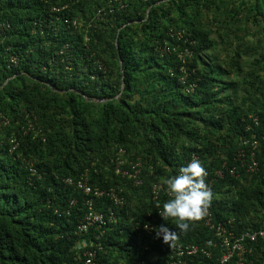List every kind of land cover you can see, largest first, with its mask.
Instances as JSON below:
<instances>
[{
  "label": "trees",
  "instance_id": "16d2710c",
  "mask_svg": "<svg viewBox=\"0 0 264 264\" xmlns=\"http://www.w3.org/2000/svg\"><path fill=\"white\" fill-rule=\"evenodd\" d=\"M63 4L66 9L51 13ZM209 19L222 26L249 19L259 24L264 0H0V21L10 24L0 35V120L6 122L0 124V264H83L75 230L85 207L63 180L84 171L91 186L121 187L125 198L117 223L97 241L103 249L94 264H149L151 252L165 264L173 243L212 240L200 220L182 233L172 218L158 221L152 235L137 237L133 229L132 222L147 223L146 214L169 199L160 190L153 200L152 186L193 156L207 172L214 221L234 218L235 233L264 230V143L256 152L257 173L237 167L238 177L215 176L264 133V99L231 101L238 81L229 76L239 73L240 54L228 69L210 62L218 42ZM169 31L183 37L169 38ZM165 43L174 51L159 52ZM184 50L191 55L182 64ZM258 90L264 98L263 83ZM28 121L40 128L43 141L23 133ZM10 137L19 143L13 152ZM119 148L125 168L140 163V186L114 175ZM23 159L37 176H30ZM72 198L77 205L68 208ZM162 224L177 232L170 246L156 235ZM94 234L86 236L92 243ZM247 247L242 263L264 264V241ZM218 255L216 248L210 259L194 257L188 264H214Z\"/></svg>",
  "mask_w": 264,
  "mask_h": 264
},
{
  "label": "built area",
  "instance_id": "2783aa9c",
  "mask_svg": "<svg viewBox=\"0 0 264 264\" xmlns=\"http://www.w3.org/2000/svg\"><path fill=\"white\" fill-rule=\"evenodd\" d=\"M111 1H107V7L111 8ZM67 4L61 6L52 7L51 13H59L60 11L67 8ZM101 16V11L98 10L96 17ZM10 29V24L5 21H0V35L4 34ZM169 38H175L180 40L183 37L182 32L169 31ZM159 52L169 54L174 51V48L168 46L166 43L163 48H157ZM62 52H59L61 54ZM191 52L184 50L179 53L178 57L182 64L184 63V57H190ZM11 64L16 63V58L11 57ZM180 70L183 73L186 71L182 67ZM185 76L180 78V82L184 83ZM187 91L191 92L190 87ZM27 117V116H26ZM252 121L256 123V118H252ZM0 124L5 125L6 122L0 120ZM28 131L33 132L34 138H39L44 140L41 136L42 132L38 126L32 124L30 121L27 122L26 128L23 129V133ZM40 135V136H39ZM260 142L264 143V133L260 135L259 140H253L248 143V148L245 150H238L233 157L235 165L231 168H225V171H216V178H222L224 172L230 177H238L239 173L237 167L242 169L246 174H254L259 171L258 162L256 161V152L258 151ZM9 143L11 144L10 152L17 150L19 147L18 141L14 137H10ZM196 159V157H192ZM22 164L28 170L30 176L38 175L36 170L33 168L32 162L29 160H22ZM94 165V163H92ZM125 152L122 148L117 149L114 153L113 159V173L122 180H126L132 183L133 186L138 187L141 185L140 179V163L136 162L130 168H125ZM94 173L96 171L94 170ZM64 185L69 186L74 192H79L81 194L80 202L85 207V212L83 217L79 220L75 235L81 237L78 244V250L82 251L80 258L83 260V264H94L96 254L102 251L103 247L97 243V241L105 234V229H109L111 225H114L118 221V217L122 209L125 208V198L123 197V188L117 186H111L106 188H100L99 186H91L89 183V175L87 171L81 173L76 179L65 178L63 180ZM164 190V193L168 198L170 194L165 191L162 184L156 183L152 186L151 192L153 200L158 197V192ZM110 203L108 206H104L105 200ZM78 199L72 198L69 201L68 208L75 207L77 205ZM100 206L97 208V206ZM159 211V209H158ZM65 215H69V210L65 212ZM146 218L147 223L140 225L139 222H132L133 229L136 231L137 237L142 236V232L148 235H152L156 229L157 222L162 218L155 214L147 213ZM132 221V220H130ZM203 227L213 232V239L206 240L203 244H178L173 243L167 254V260L165 264H188V260L194 257H203L205 259H210L212 256V251L216 248L219 249L220 255L217 256L214 264H230L232 260H236L238 264H243L242 260L245 254L251 252V248L247 247V243H254L257 240L264 241V230H250V229H240V233H235L233 231L234 218H230L226 221L215 222L213 219V214L211 210L207 207L206 214L200 219ZM94 230L95 234L93 236V243L91 240L86 238L90 230ZM144 251H149V247L144 246ZM157 252L147 253V259L149 264H157ZM134 264H145L144 260H136Z\"/></svg>",
  "mask_w": 264,
  "mask_h": 264
},
{
  "label": "rangeland",
  "instance_id": "374dc122",
  "mask_svg": "<svg viewBox=\"0 0 264 264\" xmlns=\"http://www.w3.org/2000/svg\"><path fill=\"white\" fill-rule=\"evenodd\" d=\"M225 20L226 14L220 21ZM206 24L212 30L211 38L218 42L216 48L208 53L212 58L210 62L228 69V64L235 58L234 53L240 54L237 58L240 71L237 76H229L230 81H238L236 89L229 92L231 101L239 102L242 98H249L247 105L261 102L264 98L261 97L258 86L260 83L264 84V62L261 60L264 56V22L254 24L249 19L247 22L242 20L237 24L222 26L209 19Z\"/></svg>",
  "mask_w": 264,
  "mask_h": 264
},
{
  "label": "clouds",
  "instance_id": "9594fccd",
  "mask_svg": "<svg viewBox=\"0 0 264 264\" xmlns=\"http://www.w3.org/2000/svg\"><path fill=\"white\" fill-rule=\"evenodd\" d=\"M207 172L197 159H192L186 165L179 167L174 175L162 179L161 183L170 198L159 206L158 215L164 220L172 218L179 232L190 229V224L200 220L205 214L212 192L208 188L205 177ZM157 237H162L164 243L170 246L177 236L176 231H170L162 224Z\"/></svg>",
  "mask_w": 264,
  "mask_h": 264
}]
</instances>
